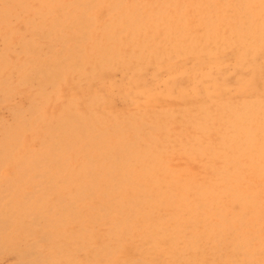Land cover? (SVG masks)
<instances>
[{"label":"rangeland","instance_id":"rangeland-1","mask_svg":"<svg viewBox=\"0 0 264 264\" xmlns=\"http://www.w3.org/2000/svg\"><path fill=\"white\" fill-rule=\"evenodd\" d=\"M101 1L0 0V264H187L148 196L264 191V0Z\"/></svg>","mask_w":264,"mask_h":264},{"label":"bare ground","instance_id":"bare-ground-1","mask_svg":"<svg viewBox=\"0 0 264 264\" xmlns=\"http://www.w3.org/2000/svg\"><path fill=\"white\" fill-rule=\"evenodd\" d=\"M117 1L112 0L114 3ZM121 1L119 0V4ZM95 2L99 4L103 1L95 0ZM135 7L132 8L133 13L139 12L138 9L135 11ZM128 11L130 10L128 9ZM139 20H141V17ZM81 22L78 21V24ZM261 108L264 109L263 106ZM26 119L23 117L16 120L25 122ZM247 155L249 157L247 168L256 177L255 182L264 181V165L259 164L264 159V148L249 149ZM198 160L201 161L199 158ZM188 172L187 170L184 171L185 178H190V176H187ZM239 178H241L240 175L232 178L231 183H237ZM219 184L224 186L223 182ZM205 186V190L202 193L207 199L222 193L216 192L213 195L217 185L207 182ZM163 187L154 193L152 192L153 194L150 196L143 193V199L137 201L138 206L136 208L141 205L146 196L149 197L150 201L162 204L161 201L166 197L164 195L169 193V191L174 193L179 211H176L173 207H165L161 212L155 209L154 215H156V218L170 217L171 220L166 224L167 227L179 228L183 226L185 229L189 228L191 232L189 241H191V244L187 245L186 248L195 247L196 250L189 255L187 264H193L196 260L202 258L205 247L210 248L214 252V257L216 258L214 264H222L220 260L225 259H228V261L230 259L235 260L237 264H264V191L249 193L247 191L238 192L236 189H227L226 191L231 193L228 197L221 198L215 207L216 210L212 211L211 207L199 204L201 198L197 200V197L201 193H199V185L196 182L175 183L170 185V190L166 189L168 185ZM191 192L195 193V196L188 194ZM253 193H256L254 196L257 197L252 203L246 204L249 200V195ZM231 197L233 198L231 199ZM187 204L192 207V209L188 210L190 211L189 216L180 220L177 214L181 213L180 208ZM209 212H213V214L221 212L222 216L217 221L212 222L210 220L212 213L209 214ZM156 226L160 225L156 224Z\"/></svg>","mask_w":264,"mask_h":264}]
</instances>
